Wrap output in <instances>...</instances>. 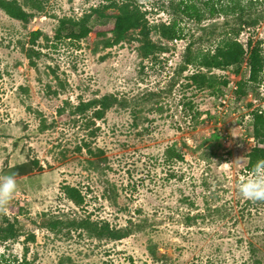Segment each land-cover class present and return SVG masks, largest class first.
Returning <instances> with one entry per match:
<instances>
[{
  "label": "rangeland",
  "instance_id": "obj_1",
  "mask_svg": "<svg viewBox=\"0 0 264 264\" xmlns=\"http://www.w3.org/2000/svg\"><path fill=\"white\" fill-rule=\"evenodd\" d=\"M25 1L18 0L32 13L26 21L0 8V178L14 176L17 185L0 208V227L15 232L0 240V257L15 264H264V209L238 191L250 174L247 152L264 143L252 130L253 111H264V70L252 82L245 61L181 69L188 47L212 50L237 15L211 14L204 0H191L203 12L197 20L174 13L180 0H128L148 26L175 18L182 30L170 40L152 29L161 48L144 56L139 28L117 43L111 32L95 31L112 24L126 0ZM237 8L247 22L239 41L260 42L264 56V0H240ZM84 15L93 28L86 37L53 39L59 18ZM34 30L49 40L37 39L42 53L32 66L25 48ZM199 72L204 85L190 78ZM105 96L116 99L102 119L76 109ZM169 146L183 159L167 160ZM64 185L80 191L81 205ZM80 218L118 227L148 221L110 239L71 225Z\"/></svg>",
  "mask_w": 264,
  "mask_h": 264
},
{
  "label": "trees",
  "instance_id": "obj_2",
  "mask_svg": "<svg viewBox=\"0 0 264 264\" xmlns=\"http://www.w3.org/2000/svg\"><path fill=\"white\" fill-rule=\"evenodd\" d=\"M191 0H180L176 6H174V13H182L187 17H194L197 20L203 16V12L199 9ZM30 2L32 7H40L35 0H26L25 3ZM219 3V4H218ZM240 0H204V6H206L211 14L216 12H223L225 14L231 12L237 15V26L230 28V31H225L220 36L214 47L211 49H199L193 51L188 47L183 57V65L181 69H184L187 65H196L205 68L225 69L230 66H239L242 62H247L249 66V81L256 82L259 79L260 73L264 70V56L262 55V49L260 42H253L251 38H248L246 43L243 44L238 39V35L244 24L247 22L243 19L242 13L237 12V7ZM105 7V6H104ZM118 12L113 15L112 24H108L105 28L98 26L95 31L97 35H103L105 32H111L114 37V43H117L121 37L129 30L139 28L140 33L143 36V50L144 56H148L154 53L161 46L157 45L150 39V32L153 29L156 33L166 39H178L181 37V29L178 26L177 20L172 18L169 23H160L154 26H148L145 18V12L140 10L138 6L130 3L128 0L121 2L118 6ZM0 8L4 12L18 20L26 21L32 13L27 11L23 4L18 0H0ZM94 12L103 14L100 8H94ZM89 15H84L79 18L61 17L58 21V26L55 29L53 39L56 41L68 40L79 41L86 37L89 32L92 31V27L88 24ZM43 36L46 40H49L47 35H44L40 30H34L30 35V46L25 48V55L29 59L32 66L36 65L34 57L41 55V50L35 49L34 45L37 39ZM192 81L198 85H204L205 77L202 73H196L190 76ZM225 83V82H224ZM226 84V83H225ZM238 84V91L243 92L242 85ZM115 97H103L101 99H95L87 102H80L76 107L79 113L88 112L89 121L93 119H102L107 109L113 104ZM253 137L255 139L264 138V111L257 109L253 111L252 122ZM89 149V148H88ZM165 157L167 160H182L183 156L173 146L166 148ZM247 162L245 169L247 172H251V169L257 164L258 161L264 160V143L255 144L249 152L246 154ZM63 190L66 196L73 201L76 205H81L83 202V196L80 191L70 185H64ZM182 199H188L183 195ZM247 204L254 206V208L264 209V202L247 200ZM211 212L219 213V208H210ZM197 217H201V214L187 215L186 222L188 224L195 220ZM147 219H140L133 221L129 219L128 224L125 226H111L107 221L91 220L90 218H80L71 220V225L77 228L84 229L89 235L96 238H110L121 239L130 235L133 231H140L146 227ZM15 232L12 228L0 227V240H6L14 237ZM252 254L255 253L251 247ZM0 264H15L12 261L0 257ZM18 264H27V262H21Z\"/></svg>",
  "mask_w": 264,
  "mask_h": 264
},
{
  "label": "clouds",
  "instance_id": "obj_3",
  "mask_svg": "<svg viewBox=\"0 0 264 264\" xmlns=\"http://www.w3.org/2000/svg\"><path fill=\"white\" fill-rule=\"evenodd\" d=\"M16 187L14 176L0 178V208L7 205ZM238 191L246 200L264 202V160L258 161L246 179L240 181Z\"/></svg>",
  "mask_w": 264,
  "mask_h": 264
}]
</instances>
